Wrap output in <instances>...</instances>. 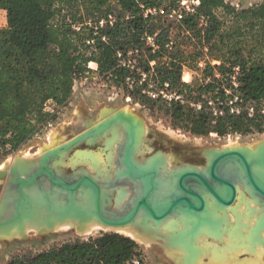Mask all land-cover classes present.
<instances>
[{"label":"trees","instance_id":"16d2710c","mask_svg":"<svg viewBox=\"0 0 264 264\" xmlns=\"http://www.w3.org/2000/svg\"><path fill=\"white\" fill-rule=\"evenodd\" d=\"M109 1L0 0V9L6 13V26L0 28V138L3 147L0 155L17 150L56 119L57 113L47 110V103L53 101L65 106L73 95L75 80L89 71L90 61H95L99 71L118 84L124 83L130 74H137L140 65L146 72L154 69V74L158 73L155 79L163 89L175 88L179 94L185 91L191 97L198 94L200 98L203 92L211 93L216 101L228 94L222 86L224 79L215 76L214 70L227 75L233 67L239 66L242 97L257 102L264 99V2L241 8L227 0H198L194 12H184L182 25L199 37L202 47L207 45L210 60L221 62L215 65L207 62L203 71L212 78L196 88L182 81L188 60L177 55L176 46L172 50L166 46L168 27L160 28L156 50L145 43L146 34H154L156 30L150 23L151 17L143 16L141 3L155 6L159 0H116L123 13L129 12V18L119 16L114 25L102 28V35L108 39L104 41L98 36L91 56L82 51L86 47L70 23L64 19L55 21L64 8L75 9L80 5L87 9L88 15L99 18L109 14ZM202 16L206 21L200 26L197 19ZM77 19L80 18L73 16V20ZM130 50L134 52L132 57H140L141 62L129 60L133 61V69L122 65L118 55L122 53L126 58ZM153 60L155 67L150 65ZM136 89L137 92L129 93L148 99L147 94H140L138 86ZM201 101V108L197 110L181 104L180 99H172L167 104L168 113L175 123L196 134L245 133L254 127L264 131L261 111L251 117L247 112L235 114L225 108L222 114L214 115L208 110L212 107L208 101ZM135 257L140 264H146L135 239L118 232H102L33 256L13 258L8 264H128Z\"/></svg>","mask_w":264,"mask_h":264},{"label":"rangeland","instance_id":"374dc122","mask_svg":"<svg viewBox=\"0 0 264 264\" xmlns=\"http://www.w3.org/2000/svg\"><path fill=\"white\" fill-rule=\"evenodd\" d=\"M172 1L173 0H159V4L155 6L141 3L143 16L145 18L151 17L150 23L155 26L156 30L154 34H151L155 37V46L149 43L146 38H144L145 43L156 50L158 48L156 36L161 32L160 28L168 27L166 46L169 48V50H172L171 48L176 46L177 55L180 58L188 60V65H186L183 69L182 81L192 84L198 88L199 85L210 81L212 78L210 75H205V72L203 71L207 62L211 61L213 65L220 64L221 62L219 60H210V56L207 55V45L202 47L198 43L199 37H197L190 30L187 31L184 25L181 23L185 16V11H195L197 1L177 0L175 3H172ZM227 1L241 8L264 2V0ZM109 6V14H102L99 18L88 15L87 9L83 5H80L75 9H70L67 7L56 15L55 21L57 22L58 20L64 19L66 22L70 23L71 29L77 35L81 36V42L84 43L86 47L83 48L82 51L87 56H91L93 54L92 52L95 50L94 47L97 42V38L95 43H89L88 40L94 37V26H96V22L108 15H112L116 20L119 16H122L125 19L129 18V12L123 13L124 11L122 6H120L116 0H110ZM105 11L107 10L105 9ZM73 16H77V18L80 19L73 20ZM89 19L93 20L92 25L86 23ZM197 20L200 26L205 24L206 21L205 17L203 16ZM79 25H82L81 29H77V26ZM5 26L6 13L4 10L0 9V28H4ZM104 27H106V24ZM102 34L103 33L100 32L99 35H101L102 40H104ZM122 38L125 39V37ZM128 38L129 36L126 37V40H128ZM131 52L132 51L130 50L125 60H136L137 64H140V57H132ZM152 52L154 51L152 50ZM166 59L167 58L165 57L164 60ZM155 64V60L151 61L150 63L152 67H155ZM88 67L89 71L84 76H81L75 80L73 95L65 106H58L53 101H49L47 103L46 109L54 113L56 112V119L50 121L35 136L21 145L17 150L12 151L7 155L2 154L1 152L0 169H8L17 158L35 160V158L40 156L42 152L51 145L70 140L71 138L87 130L96 122L107 118L110 114H113L119 110H124L125 113L132 115L135 121L138 119L141 122L144 133L143 144L141 146L143 148V155L141 154L140 157H149L157 152H162L167 156L170 166H180L185 164L203 166L207 163V157L204 154V151L207 149L225 146L234 147L236 145H248V148L256 149L261 143H263L261 140L264 139V131H260L258 127H254L245 133L234 132L219 135L215 132H211L209 134H196L191 132L187 127L175 123L170 113H168V101L177 99V95L180 96L179 99L181 100V104L195 107L197 110L201 108V99L207 100L208 104L212 106L211 109L208 110H212L214 115H216V110L221 102L225 101L228 103L223 105L224 109L235 107L240 110V113H249L251 111L250 109L254 107L255 112L261 111L264 113V99L257 102L247 101L242 97V93L239 90L238 80L240 71L239 66L233 67L227 75H222L219 69L214 70L215 76L224 79L222 86L225 88V91L228 94L226 98H217L219 101L213 100L211 93L207 94L206 92H203L201 98L198 97L200 96L198 94L197 97H191L189 93H186L185 91L184 93L179 94L178 90L175 88H170L168 91L165 90L164 93H161L163 88L155 79V76L156 74L158 75V73L154 74V69H152L151 72H146L145 68L140 65L139 68H137L138 73L132 75L130 74V76H128L125 82L122 84L116 83L110 76L101 73L99 71L98 64L95 61H90L88 63ZM136 86H138V88L141 90V95L147 94V100H143L140 95L133 96L129 93L131 91L137 92ZM249 116L252 117V115ZM61 130L67 131L63 140L56 141L51 144L53 135ZM122 136H124L123 129L121 128L119 130L118 127H115L113 129L112 135H110V137H108L106 140V146L112 139L116 140L117 138H120L119 140H121ZM104 146V140L100 139L95 144L83 142L76 148L93 149L99 153L102 158H104ZM0 149L3 150L1 138ZM71 154L72 151L69 155ZM108 156L109 153L107 154V158ZM83 157L90 160L91 164L93 165H95V159L99 160L97 155H87L86 157L83 155ZM98 167L100 169L101 167H106V171L109 170L107 169L108 165L106 164H98ZM65 169L66 172L72 171L69 162L66 163ZM108 176H110V174ZM6 182L7 176L0 177V197ZM120 190V196L125 195L129 191L126 186H121ZM242 207H236L239 218H245L246 215V212L244 211L245 207ZM256 208V215L252 216L250 213V220L243 219V222L241 219H239L241 223H236L237 221H235L234 214H232L233 216H230V214L226 215L230 217V219L228 218V222L231 221L230 223L236 224H231L232 226H228L231 227V231L229 234L226 232L223 237H219L220 234H214L213 231L209 229V225H206L199 235L202 234L208 244L212 246L214 245L213 248L215 253L224 252L225 256L222 254L220 256L216 254L215 258H212L210 257V254H204L201 256L198 264H264V247L260 245V242L264 237V228H260L261 222L259 221L261 218L262 208L258 205H254V209ZM175 219L178 220L179 218L175 217ZM132 225L134 224L132 223ZM185 228L186 227H183L182 225L180 230H184ZM223 228L225 229L224 226ZM172 229H174V227H172ZM120 230V228L102 227V225H99L97 228L95 227L90 232L86 233V230L79 228L77 225L71 226L65 223V225L48 231L28 229L24 234L0 236V264H8L10 260L19 256H33L44 250L58 247L66 242L87 240L90 237L101 234L102 232H118L129 236L126 232ZM255 231H257V233H255ZM211 232V235L214 236L213 238L206 236L207 234L210 235ZM178 233L176 234L177 236L179 235ZM199 235L197 237L192 235L191 237L185 238L184 241L191 245L189 247L190 251L194 252L201 248L204 244V242H200V238L202 239V237ZM221 238L225 240L224 244L222 245L216 241L217 239ZM135 240L138 242L142 251L141 258L144 259L146 264H182L181 259L179 258V254H181L180 251L175 249L167 250L161 243L157 241L146 242L138 239ZM196 240L199 243L197 242L196 244ZM215 247L217 250H215ZM235 247H237L236 252H232L235 250L232 248ZM239 247L241 248L238 249ZM212 249L210 250L214 252ZM134 259H137V257ZM226 260H228V262Z\"/></svg>","mask_w":264,"mask_h":264},{"label":"water","instance_id":"95a60500","mask_svg":"<svg viewBox=\"0 0 264 264\" xmlns=\"http://www.w3.org/2000/svg\"><path fill=\"white\" fill-rule=\"evenodd\" d=\"M128 117L124 110L116 111L70 140L51 145L35 160L17 158L8 169H0V177L7 176L0 197V236L24 234L28 229L48 231L73 220H96L110 228L130 223L156 228L170 217L183 216L188 226L177 232L178 238L169 236L166 243L151 241L167 249L175 240L187 252L181 263L188 264L198 263L201 256L209 253L199 248L192 255L185 238L197 237L206 225L223 237L227 210L233 216L230 206H244L247 217L250 213L256 215L254 205L260 206V228H264V139L256 149L248 145L207 149V163L203 166H170L162 152L140 157L143 127L136 116L135 125ZM116 126L123 129L124 136L114 141L110 163L106 140ZM100 139L104 140V158L93 149L86 150L96 153L99 165H109L110 176L98 174L90 160L78 158L77 146L83 142L95 144ZM67 162L71 172H66ZM231 169L237 173L230 174ZM165 177L172 184L169 192L163 191ZM121 186L129 191L120 196ZM208 194L213 198L211 206ZM216 241L222 245L225 240ZM260 245L264 247V237Z\"/></svg>","mask_w":264,"mask_h":264},{"label":"bare ground","instance_id":"6f19581e","mask_svg":"<svg viewBox=\"0 0 264 264\" xmlns=\"http://www.w3.org/2000/svg\"><path fill=\"white\" fill-rule=\"evenodd\" d=\"M126 115H128L129 117H128V120L130 121V123L131 124H133V125H135V123H137L136 121H135V119H134V117L132 116V115H130V114H127L126 113ZM135 127V126H134ZM116 128H117V126H116ZM119 128V127H118ZM66 130H61V131H58V132H56L55 133V135H53V137H52V139H51V144H53L54 142H56V141H60V140H63V138L65 137V135H66ZM117 139H119V138H117ZM116 139V140H117ZM115 140L114 139H112L110 142H108V145H107V148H108V152H107V154L109 153V156H108V158H107V161L108 162H110V163H112V161H113V158H114V152H115V150H114V147H113V145L115 144V142H114ZM262 144V143H261ZM260 144V145H261ZM260 145L258 146L259 148H260ZM257 147V148H258ZM83 155H85V157L88 155H96V153L94 152V151H87L86 149H78V158L79 159H82V160H84V159H87V158H84L83 157ZM99 160H97V159H95V167H97V171H98V174H100V175H102V176H106V174H107V172H109L110 171V167H109V165H108V168L107 169H109L108 171H106V167H101V169L98 167V164H99ZM97 165V166H96ZM230 174H236L237 172H235L233 169H231L230 171ZM172 189V184H171V181L167 178V177H165L164 179H163V191L164 192H169L170 190ZM241 191V190H240ZM207 199H208V203L210 204V206H211V203H212V201H213V198H212V196L211 195H207ZM118 201H119V199H118ZM209 206V207H210ZM230 210H231V212H233V214L235 215V221H237L236 223H238V222H240L241 223V221H239V219H241L242 221H243V219H248V220H250V218H251V216H245V218H239L238 217V211L236 210V207H234V206H230V207H228ZM210 209H211V211H213V207H210ZM242 210H243V207H242ZM229 211L227 210V212H226V215H229V213H228ZM250 215V214H249ZM177 218H179L178 220L177 219H175V217L173 216V217H170L169 219H167L162 225H160L159 227H156V228H153V227H141V225H139V224H134V225H132V223H130V224H127V225H123V226H119L118 227V229L120 228L121 230L120 231H123V232H126L129 236H131V237H133V238H135V239H138V240H143V241H146V242H149V241H151V240H162L163 242H165L166 243V238H169V236H171V237H175V239L176 238H178L177 237V235H176V233L177 232H179V230H180V228L182 227V225H183V227L185 226V227H187L188 225H187V222H185V220H184V217L183 216H178ZM226 218H227V220L229 221V219L228 218H230V217H228V216H226ZM227 220H226V223H225V230H226V232H228V234H229V232L231 231V227H228V226H230L231 224H233V225H235L236 223H230V222H227ZM247 221V220H246ZM244 222V221H243ZM67 224H69V225H77V226H79V228H81V229H84V230H86L85 232L87 233V232H90L92 229H94L95 227L97 228V226H99V225H101L99 222H97L96 220H90V221H88L87 223L86 222H79V221H77V220H73V221H68V222H66ZM82 223H85L84 225L82 224ZM185 223H186V225H185ZM228 223V224H227ZM239 223V224H240ZM259 224H260V222H259ZM227 225V226H226ZM232 226V225H231ZM172 227H174V229H172ZM176 227V228H175ZM234 228H236L235 226H233ZM247 228V227H246ZM245 228V229H246ZM238 229V228H237ZM240 231H241V228H240ZM240 231H238V232H240ZM250 231V230H249ZM252 231V230H251ZM258 231V230H257ZM257 231H255V233H257ZM84 232V231H83ZM172 232H175V233H172ZM210 232V231H209ZM245 232V231H244ZM236 233H237V231H236ZM241 233H243V232H241ZM206 234V233H205ZM212 234V232L210 233V235ZM238 234H240V233H238ZM209 234H207L206 236H208ZM199 236H201L202 237V239L200 238V242H204V244L202 245V247H201V249L202 250H204V251H206L207 253H209L211 256H212V258H215V256H216V254L217 255H224V252H218V253H215V251H214V245L212 246V245H210V244H208L206 241H205V239H204V236L201 234V235H199ZM223 236V235H222ZM239 236V235H238ZM245 236H247V235H245ZM221 237V236H220ZM228 237V236H227ZM249 237V236H248ZM230 240V239H229ZM188 241V240H187ZM198 241H199V238H198ZM197 240H196V244H197V242H198ZM173 242V244L171 245V246H169V247H167V250H169V249H175V250H177V251H180L181 252V254H179L180 256H179V258L181 259V257H184V258H186L187 257V252H186V250H184L183 249V247H181L180 245L179 246H177L176 245V241L175 240H173L172 241ZM185 242V241H184ZM175 243V244H174ZM199 243V242H198ZM202 244V243H201ZM204 246V247H203ZM195 248V247H194ZM213 248V249H212ZM216 248V247H215ZM241 247H239L238 249H240ZM210 249H212L214 252H212ZM224 249V248H223ZM230 249V248H229ZM232 249H237V247H235V248H232ZM170 250V251H171ZM215 250H217V248L215 249ZM228 250V249H227ZM219 251V250H218ZM223 251H226V250H223ZM199 252V249L198 250H196V251H190V253H192V255H196L197 253ZM210 256V257H211ZM225 256V255H224ZM179 259V260H180ZM236 259V258H235ZM227 262H228V260H226ZM179 262V261H178ZM226 262V263H227ZM232 262V261H231ZM188 264H194V261L192 262H189ZM198 264V263H197ZM230 264V263H229Z\"/></svg>","mask_w":264,"mask_h":264},{"label":"built area","instance_id":"2783aa9c","mask_svg":"<svg viewBox=\"0 0 264 264\" xmlns=\"http://www.w3.org/2000/svg\"><path fill=\"white\" fill-rule=\"evenodd\" d=\"M196 1H197V4H198L199 1H198V0H196ZM115 22H116V19H115L112 15H108V16H106V17H104V18L99 19V20L96 22V26H94V29H95V30H94V37H93L92 39L88 40V42H89V43H95L96 38H97L98 36H101V35H99V34H100V32H101V29L104 27V25H105V24H106V26H107V25H114ZM86 23L92 25L93 20H92V19H89ZM81 27H82V25H79V26H77V29H81ZM102 37H103L104 40H107V39H108L105 35H103ZM145 38L147 39V41H148L149 43H151L152 45L155 46V37H154V36H152L151 34H146ZM131 53L133 54L134 52L132 51ZM118 55H119V57H120V62H121L122 65H124V66H127V65H128V66H130V67H132V68L134 67V65H133V61H129V60L126 61V60H125L126 58L123 57V54H122V53H118ZM238 69H239V68H238ZM167 86H168V83H166V87H167ZM165 90H167V89H162V90H161V93H164ZM167 91H168V90H167ZM179 98H180V96L177 95V99H179ZM222 105H223V102H221V104H220L219 107L217 108V110H216V114H222V113L224 112V107H223ZM229 110H230L231 113H235V114H239V113H240V110H239L238 108H235V107H230ZM250 110H251V111H250L248 114H249V115H253V114L255 113V108L252 107ZM263 111H264V110H263ZM130 263H131V264H140L138 259H133Z\"/></svg>","mask_w":264,"mask_h":264}]
</instances>
